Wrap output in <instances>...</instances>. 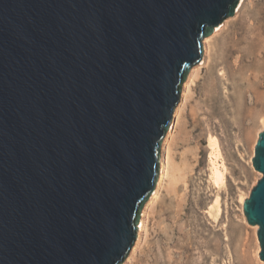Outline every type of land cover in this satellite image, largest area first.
<instances>
[{"label": "water", "instance_id": "obj_1", "mask_svg": "<svg viewBox=\"0 0 264 264\" xmlns=\"http://www.w3.org/2000/svg\"><path fill=\"white\" fill-rule=\"evenodd\" d=\"M241 0H0V264H126L204 41ZM242 201L264 263V130Z\"/></svg>", "mask_w": 264, "mask_h": 264}, {"label": "rangeland", "instance_id": "obj_2", "mask_svg": "<svg viewBox=\"0 0 264 264\" xmlns=\"http://www.w3.org/2000/svg\"><path fill=\"white\" fill-rule=\"evenodd\" d=\"M209 42L212 68L205 74V51L184 86L165 142L166 175L126 264H264L257 225L242 214L262 175L251 157L264 130V0H243ZM208 137L217 140L225 168L219 187L210 175Z\"/></svg>", "mask_w": 264, "mask_h": 264}, {"label": "bare ground", "instance_id": "obj_3", "mask_svg": "<svg viewBox=\"0 0 264 264\" xmlns=\"http://www.w3.org/2000/svg\"><path fill=\"white\" fill-rule=\"evenodd\" d=\"M242 1L243 0H241L239 6L241 5ZM239 6H238V8H239ZM238 8H237V10H238ZM204 44L207 47V49L205 50L206 51V56L208 58L206 60V65H205V74H207L212 68V65L210 63L211 47H210L209 38L204 41ZM191 80L192 79H189L190 82H191ZM188 82L185 85L187 88H189V83ZM184 96L186 97L185 94H184ZM180 105L181 104H179L178 109H177V111H176L174 116L177 115ZM207 142H208V148H209L208 161H209V164L211 166V170H210L211 171L210 172L211 179H212L213 183L216 186L219 187V186H221L224 183V179H225V168H224V165L219 161L220 160V155H221L220 149H219V145H218L217 140L215 138H213V137H208V141ZM165 175H166V169H165V165H164L163 175H162V179H161V183H160L159 189H158L157 193L155 194V196L153 197V199L151 201H153L154 199L157 198L159 190H160V187H161V184H162V182L164 180ZM147 218H148V215H147V212H146L144 226H143V230L142 231H145L146 228H147ZM254 228L256 229V226H254Z\"/></svg>", "mask_w": 264, "mask_h": 264}, {"label": "snow or ice", "instance_id": "obj_4", "mask_svg": "<svg viewBox=\"0 0 264 264\" xmlns=\"http://www.w3.org/2000/svg\"><path fill=\"white\" fill-rule=\"evenodd\" d=\"M262 170H264V168H262Z\"/></svg>", "mask_w": 264, "mask_h": 264}]
</instances>
